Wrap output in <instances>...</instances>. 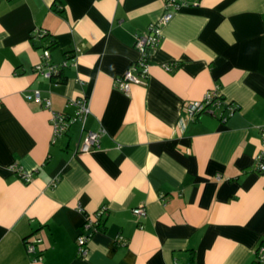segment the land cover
Here are the masks:
<instances>
[{"label": "crops", "instance_id": "0c3cea01", "mask_svg": "<svg viewBox=\"0 0 264 264\" xmlns=\"http://www.w3.org/2000/svg\"><path fill=\"white\" fill-rule=\"evenodd\" d=\"M164 4L0 0V264H258L264 0L181 6L147 77L126 93L116 81L142 55L136 37ZM38 29L47 34L34 39ZM43 50L68 64L53 79L35 70ZM215 89L214 113L189 118L186 105ZM36 90L51 109L25 98ZM79 98L90 103L84 125L53 139L50 111L72 116ZM102 128L99 147L80 152L85 134ZM101 208L82 256L77 237Z\"/></svg>", "mask_w": 264, "mask_h": 264}, {"label": "built area", "instance_id": "2783aa9c", "mask_svg": "<svg viewBox=\"0 0 264 264\" xmlns=\"http://www.w3.org/2000/svg\"><path fill=\"white\" fill-rule=\"evenodd\" d=\"M190 3V0H165V13L160 16V18L153 22L143 35H137L135 47L138 48L142 55L140 58L133 63V65L127 69L123 76L119 77L116 81L117 86L120 87L124 92L128 93L130 90L131 84H140L143 83L145 77H147V67L149 66L148 56L150 52L155 49L156 45L161 41L162 38V29L168 24L169 20L173 17L175 11H177L181 6ZM47 34L45 30H35L33 38L37 39L43 37ZM50 52L43 50V55L41 61L36 64L35 70L46 79H53L58 76L59 72L62 70V67H66L68 64L66 61L62 62L61 65L52 64L49 61ZM166 69L169 70L170 66H166ZM42 93L39 90H36L32 94H26V99L42 104L46 108L51 109L50 100L48 98L42 97ZM205 97L200 101H194L186 105L189 118H194L196 115H200L204 112L214 113V106H219L222 102L221 95L218 90L209 91L205 93ZM73 105L76 107L72 116L66 114L50 111L51 115V127H53L52 137L56 139L62 134L67 132L72 124L75 121H80L84 125L85 120L90 112V103L86 98H79L73 102ZM228 110L232 113L235 110L232 104H229ZM226 117H223L225 120ZM104 129L102 128L99 131H88L84 136L83 143L79 146V151L82 153L92 152L93 150L99 147L101 136H103ZM262 151H260L256 156V168L260 171H264V133L261 138ZM12 169L18 168L17 166H11ZM18 174L21 179L25 182L31 181V173L25 172L22 169L18 168ZM105 208H101L95 213L88 215L86 220L83 223V232L80 233L77 237L78 239V252L80 254L86 255L88 253L86 245L90 240L92 233L99 230V222L105 214ZM132 212L138 217V219L144 218L147 216V211L143 206H137L132 209ZM27 251L32 253L35 251L37 244L40 242L39 239L33 241L27 240ZM256 260L259 264H264V243H261L255 252Z\"/></svg>", "mask_w": 264, "mask_h": 264}, {"label": "trees", "instance_id": "16d2710c", "mask_svg": "<svg viewBox=\"0 0 264 264\" xmlns=\"http://www.w3.org/2000/svg\"><path fill=\"white\" fill-rule=\"evenodd\" d=\"M59 76V75H58ZM255 262H257L258 263V261L257 260H255ZM259 264V263H258Z\"/></svg>", "mask_w": 264, "mask_h": 264}]
</instances>
